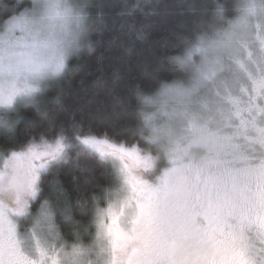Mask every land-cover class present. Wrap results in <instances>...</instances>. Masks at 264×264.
<instances>
[{
  "label": "snow or ice",
  "instance_id": "6c2138e0",
  "mask_svg": "<svg viewBox=\"0 0 264 264\" xmlns=\"http://www.w3.org/2000/svg\"><path fill=\"white\" fill-rule=\"evenodd\" d=\"M59 15L54 6L26 8L0 28V109L35 102L49 75L64 71L63 35L42 39ZM253 31L234 61L239 77L210 90L218 118L189 119L164 162L122 133L75 121L0 152V264H264V25ZM80 150L110 166L114 187L93 197L94 235L76 231L69 243L49 200L35 212L31 202L43 176Z\"/></svg>",
  "mask_w": 264,
  "mask_h": 264
},
{
  "label": "trees",
  "instance_id": "16d2710c",
  "mask_svg": "<svg viewBox=\"0 0 264 264\" xmlns=\"http://www.w3.org/2000/svg\"><path fill=\"white\" fill-rule=\"evenodd\" d=\"M214 3L91 0L93 27L85 47L70 59L62 75L47 83L41 102L21 108L13 131L0 126V150L18 149L46 129L75 121L83 123L85 130L91 126L97 132L122 133L128 143L150 151L134 132L137 87L147 89L170 74L169 56L209 21ZM28 6L29 0H0V22ZM42 179V195L32 211H38L47 199L67 242L74 241L76 231L94 235L93 197L101 199L104 189L114 187L110 166L94 154L73 151ZM92 235H83V242L90 243Z\"/></svg>",
  "mask_w": 264,
  "mask_h": 264
},
{
  "label": "clouds",
  "instance_id": "9594fccd",
  "mask_svg": "<svg viewBox=\"0 0 264 264\" xmlns=\"http://www.w3.org/2000/svg\"><path fill=\"white\" fill-rule=\"evenodd\" d=\"M90 3L91 0H29L30 13L40 14L46 6H54L60 14L42 39H48L52 33L63 35L59 53L63 56L64 71L91 34ZM257 23L264 25V0H215L209 21L184 38L169 56L170 74L147 89L137 87L134 132L153 155L159 156L158 162L165 161L170 141L182 130L187 131L189 119L203 122L218 118L219 101L210 95V90L239 77L234 61L243 55V46L254 40L253 27ZM64 71L50 74L48 79H55ZM213 73V80H203ZM197 82L201 83L200 88H194ZM204 102L207 108L202 107ZM66 264L95 261L85 257L77 261L68 259Z\"/></svg>",
  "mask_w": 264,
  "mask_h": 264
},
{
  "label": "rangeland",
  "instance_id": "374dc122",
  "mask_svg": "<svg viewBox=\"0 0 264 264\" xmlns=\"http://www.w3.org/2000/svg\"><path fill=\"white\" fill-rule=\"evenodd\" d=\"M26 8H27V7H26ZM26 8H24V9H26ZM24 9H22L20 12L14 14V15H18L19 13H21L22 11H24ZM8 19H9V18H8ZM8 19H7V20H8ZM7 20L0 22V28H3V26H4V24L6 23ZM46 85H47V84H46ZM44 89H45V87H44ZM44 89H43V91H44ZM43 91H42V93H43ZM42 93L38 96V98L36 99L35 102H41V101H42V99L40 98V97H42ZM39 100H40V101H39ZM27 103H34V102L29 101V102H21V103H18V104L16 105V107H15L14 109H12V110H4V109H0V118L7 119V120L11 123V127H10V128H5V127H3V126H1V127H2L3 129L7 130L8 132L13 131L15 125H16V124L20 121V119H21V108H22L25 104H27ZM13 150H19V148H18V149H13ZM9 151H11V150H9ZM147 151H148V150H147ZM0 152H2V150H0ZM34 201H35V200H33V201L31 202V206H32V208H33V206H34V204H33ZM26 226H27V227H30V224H29V225H26Z\"/></svg>",
  "mask_w": 264,
  "mask_h": 264
}]
</instances>
